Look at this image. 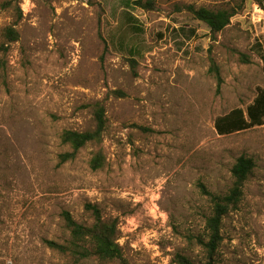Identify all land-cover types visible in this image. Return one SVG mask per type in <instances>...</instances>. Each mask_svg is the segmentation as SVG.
<instances>
[{
    "label": "rangeland",
    "instance_id": "374dc122",
    "mask_svg": "<svg viewBox=\"0 0 264 264\" xmlns=\"http://www.w3.org/2000/svg\"><path fill=\"white\" fill-rule=\"evenodd\" d=\"M132 1L20 0L18 23L0 11V264H74L45 241L67 236L64 212L92 224L87 206L117 223L127 264H174L176 254L204 264L191 241L211 209L199 185L226 194L241 156L255 167L223 219L215 264H264V125L224 135L215 127L264 91V20L249 14L256 3L246 1L213 39L175 6L229 9L239 0H152L155 11ZM14 24L19 40L4 52L3 30ZM100 102L104 167L90 169L91 144L60 165L70 151L60 134L93 129Z\"/></svg>",
    "mask_w": 264,
    "mask_h": 264
},
{
    "label": "trees",
    "instance_id": "16d2710c",
    "mask_svg": "<svg viewBox=\"0 0 264 264\" xmlns=\"http://www.w3.org/2000/svg\"><path fill=\"white\" fill-rule=\"evenodd\" d=\"M250 1L256 3L264 9V0H239V4L229 9H212L206 7H195L193 5L175 6L177 12L186 11L195 20L205 24L214 39L229 24L236 14L243 9L244 3ZM132 4L142 10L155 11L156 4L152 0H133ZM0 11H8L15 17V23L22 20L23 14L20 7V0H8L0 5ZM15 25L6 27L3 30L4 42L1 48L4 52L10 44L19 40V33ZM258 55L264 62V55L257 50ZM238 59L243 64L250 63L249 57L245 54H238ZM133 61V60H131ZM130 62V60H129ZM6 64L0 59V76L5 71ZM210 72L214 74L217 91L222 85V79L218 67L212 63ZM112 95L123 97L120 91L111 92ZM94 128L84 132L65 130L60 134V142L69 148V152L60 154L59 164H65L73 161L78 152L87 145H95L97 151L89 161V167L92 171L101 170L105 164V155L102 148L103 135L107 129L106 110L104 105L95 103L93 105ZM264 125V91H260L253 104L248 106L246 114L241 109H235L228 115L219 117L215 127L218 133L231 134L246 130L254 126ZM255 164L251 158L239 157L232 170L231 175L233 183L226 194L217 195L209 192L202 184L199 185L201 193L207 196L210 204V215L205 219L204 234L192 236L191 241L200 247L206 254L204 264H215V255L222 242V222L223 219L232 211L236 210L243 198L245 182L252 173ZM92 212L93 222L90 225L76 222L69 213H63V219L67 236L61 243L47 240L45 245L58 254L70 259L74 264H80L84 261L97 260L101 263L118 262L127 264L123 257L121 246L118 243L119 233L115 221H105L100 211L95 206H87ZM174 264H194L189 258L176 254L173 260Z\"/></svg>",
    "mask_w": 264,
    "mask_h": 264
},
{
    "label": "built area",
    "instance_id": "2783aa9c",
    "mask_svg": "<svg viewBox=\"0 0 264 264\" xmlns=\"http://www.w3.org/2000/svg\"><path fill=\"white\" fill-rule=\"evenodd\" d=\"M249 14H250L251 21L253 23H255V22L259 23L262 20H264V9H262L261 7H259L256 4H253L251 6V10H250Z\"/></svg>",
    "mask_w": 264,
    "mask_h": 264
}]
</instances>
